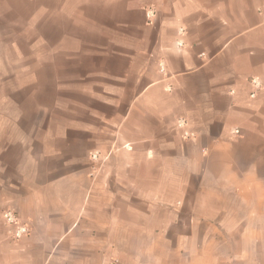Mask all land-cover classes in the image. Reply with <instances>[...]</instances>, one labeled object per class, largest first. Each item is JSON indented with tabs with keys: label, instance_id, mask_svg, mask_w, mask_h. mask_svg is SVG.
<instances>
[{
	"label": "crops",
	"instance_id": "1",
	"mask_svg": "<svg viewBox=\"0 0 264 264\" xmlns=\"http://www.w3.org/2000/svg\"><path fill=\"white\" fill-rule=\"evenodd\" d=\"M70 1L49 14L66 46L50 113L0 116V210L30 229L0 225V264H231L217 252L249 235L264 250V0Z\"/></svg>",
	"mask_w": 264,
	"mask_h": 264
},
{
	"label": "rangeland",
	"instance_id": "2",
	"mask_svg": "<svg viewBox=\"0 0 264 264\" xmlns=\"http://www.w3.org/2000/svg\"><path fill=\"white\" fill-rule=\"evenodd\" d=\"M65 1L0 0V116L23 114L29 118L50 113L48 99L56 95L48 89V68L52 56H59L58 52L64 51L66 46L65 35L59 32L58 25L53 35V27L50 33L49 14H62L61 4ZM76 1L79 0H71L68 4ZM39 8L41 12L35 18L34 11ZM68 47L71 50L72 43ZM3 211L0 210V225L7 233L1 218ZM254 239L256 236H248L243 244L247 249L241 254L222 250L217 252L218 258L231 254V264H264V250L253 249L259 246Z\"/></svg>",
	"mask_w": 264,
	"mask_h": 264
},
{
	"label": "built area",
	"instance_id": "3",
	"mask_svg": "<svg viewBox=\"0 0 264 264\" xmlns=\"http://www.w3.org/2000/svg\"><path fill=\"white\" fill-rule=\"evenodd\" d=\"M264 12V8L262 9ZM154 16V11L152 9H148L146 12V17L149 20ZM164 68L160 66V71L163 72ZM248 83L251 87V92L249 94L250 99H254L257 93L262 89V80L259 78H250ZM187 122L185 120H178L177 129L182 131V138H190L191 134L187 131ZM234 135H239L238 130H234ZM92 159H96L97 155H91ZM1 218L3 220L4 225L7 228V233L13 240H19L23 236L29 234L30 229L28 225L18 217V215L12 210H4L1 214ZM104 264H122L119 258L110 257L106 260Z\"/></svg>",
	"mask_w": 264,
	"mask_h": 264
}]
</instances>
